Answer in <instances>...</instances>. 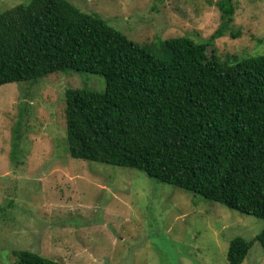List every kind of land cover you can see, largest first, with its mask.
Segmentation results:
<instances>
[{
    "label": "rangeland",
    "instance_id": "rangeland-1",
    "mask_svg": "<svg viewBox=\"0 0 264 264\" xmlns=\"http://www.w3.org/2000/svg\"><path fill=\"white\" fill-rule=\"evenodd\" d=\"M29 1L0 0V13ZM69 1L159 46L158 55L161 39L207 41L224 22L220 0ZM233 3L230 29L206 49L208 64L220 63L215 51L230 64L264 54V0ZM76 88L103 91L106 81L68 70L0 85V264H14L21 249L64 264H228L232 239L264 229V219L139 169L72 157L65 108ZM242 264H264L260 241Z\"/></svg>",
    "mask_w": 264,
    "mask_h": 264
},
{
    "label": "trees",
    "instance_id": "trees-1",
    "mask_svg": "<svg viewBox=\"0 0 264 264\" xmlns=\"http://www.w3.org/2000/svg\"><path fill=\"white\" fill-rule=\"evenodd\" d=\"M218 4L224 22L213 37L161 39V55L69 0L15 5L0 13V85L68 70L102 75L103 91L66 92L72 157L136 168L264 219V54L230 64L215 51L220 63H207V47L234 20L233 0ZM254 240L264 247V229L232 239L228 264H242ZM14 254V264H64Z\"/></svg>",
    "mask_w": 264,
    "mask_h": 264
}]
</instances>
